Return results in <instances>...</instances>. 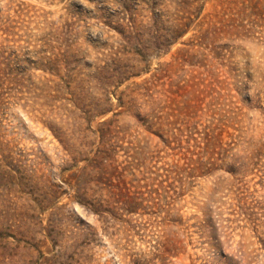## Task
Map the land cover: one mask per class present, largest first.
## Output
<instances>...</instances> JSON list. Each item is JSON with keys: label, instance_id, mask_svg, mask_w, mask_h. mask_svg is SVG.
Instances as JSON below:
<instances>
[{"label": "rangeland", "instance_id": "obj_1", "mask_svg": "<svg viewBox=\"0 0 264 264\" xmlns=\"http://www.w3.org/2000/svg\"><path fill=\"white\" fill-rule=\"evenodd\" d=\"M0 264H264V0H0Z\"/></svg>", "mask_w": 264, "mask_h": 264}]
</instances>
